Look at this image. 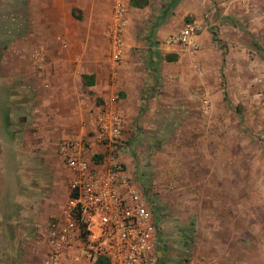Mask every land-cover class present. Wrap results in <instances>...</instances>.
Masks as SVG:
<instances>
[{
	"label": "crops",
	"instance_id": "0c3cea01",
	"mask_svg": "<svg viewBox=\"0 0 264 264\" xmlns=\"http://www.w3.org/2000/svg\"><path fill=\"white\" fill-rule=\"evenodd\" d=\"M148 1L146 7L134 8L127 0L123 56L103 87L94 62L103 60L109 44L106 32L113 0H1L5 8L0 9V21L5 23L0 24V264H31L37 254L41 259L46 256L50 225L62 215L71 176L49 148L54 140L71 138L67 129L80 119L75 113L81 100L111 102L124 114L126 125H131L147 117L143 94L151 75L141 47L150 53L166 84L179 79L187 92L210 91L206 83L193 78L192 67L207 76L224 64L226 56L216 48L212 26L220 28L228 19L234 23L235 14L246 19L250 28L259 25L255 22L259 19L264 22L256 0L253 4L250 0ZM187 17H192L188 24L197 28L191 46L169 44L168 39L185 28ZM38 45L45 46L50 60L59 59L60 48L76 46L66 60L77 62V70L70 73L58 64L54 70L45 66L37 71L32 50ZM82 76H92L95 85H85ZM96 113L91 116L92 126ZM34 125L39 126L38 150L32 145ZM90 145L95 147L93 142ZM204 237L203 247H207L201 257L207 258L202 260L227 264L221 254H212L217 253L210 249L212 228Z\"/></svg>",
	"mask_w": 264,
	"mask_h": 264
},
{
	"label": "rangeland",
	"instance_id": "374dc122",
	"mask_svg": "<svg viewBox=\"0 0 264 264\" xmlns=\"http://www.w3.org/2000/svg\"><path fill=\"white\" fill-rule=\"evenodd\" d=\"M256 2L261 18L264 0ZM0 6L5 8L1 0ZM235 15L234 23L228 19L220 28L212 26L216 48L226 56L223 66L207 76L192 67L193 78L210 91L187 92L179 79L166 84L150 53L141 47L151 75L143 94L147 117L126 125L113 156L146 192L158 230L154 264L207 258L201 253L207 247L204 233L209 227L214 256L221 254L227 264H264V22L259 19L255 21L259 25L250 28L246 19ZM191 20L187 17L184 23ZM43 47L40 66L32 62L37 71L45 66L54 70L58 64L70 73L77 70V62L66 60L76 46L60 48L58 60H50ZM94 67L104 87L119 68L109 44ZM104 104L102 99L81 100L75 113L80 119L67 129L70 137L95 143V159L101 162L109 152L97 141L91 116ZM32 131V145L38 150L39 126ZM60 141L51 142L50 152L55 154ZM34 257L29 263L41 259L39 254Z\"/></svg>",
	"mask_w": 264,
	"mask_h": 264
},
{
	"label": "built area",
	"instance_id": "2783aa9c",
	"mask_svg": "<svg viewBox=\"0 0 264 264\" xmlns=\"http://www.w3.org/2000/svg\"><path fill=\"white\" fill-rule=\"evenodd\" d=\"M128 9L127 0H113L106 33L115 63L123 56ZM196 35V26L187 24L168 43L191 46ZM43 56L39 46L34 63L40 66ZM125 126L124 114L111 102L98 108L93 127L109 152L104 162L81 138L58 143L56 153L71 174L69 197L61 217L50 225L46 256L33 264H154L158 230L146 192L113 156ZM184 264L220 263L190 258Z\"/></svg>",
	"mask_w": 264,
	"mask_h": 264
},
{
	"label": "trees",
	"instance_id": "16d2710c",
	"mask_svg": "<svg viewBox=\"0 0 264 264\" xmlns=\"http://www.w3.org/2000/svg\"><path fill=\"white\" fill-rule=\"evenodd\" d=\"M149 4L148 0H131V6L134 8H144ZM85 85L92 87L95 85L94 78L92 76H82ZM101 158V157H100ZM102 263V261H101Z\"/></svg>",
	"mask_w": 264,
	"mask_h": 264
}]
</instances>
